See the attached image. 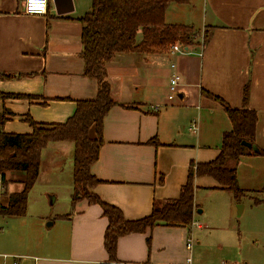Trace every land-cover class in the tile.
Returning a JSON list of instances; mask_svg holds the SVG:
<instances>
[{"label": "crops", "instance_id": "crops-1", "mask_svg": "<svg viewBox=\"0 0 264 264\" xmlns=\"http://www.w3.org/2000/svg\"><path fill=\"white\" fill-rule=\"evenodd\" d=\"M91 4L92 0H66L58 14L49 0L46 15H29L23 11L24 0H0V92L38 96L0 99V112L7 108L13 113L4 123L5 131L31 132L24 120L28 114L39 122H65L74 114L77 100L97 95L98 82L84 74L81 54L79 18ZM165 18L168 23L193 25L202 34L207 30L209 40L201 35L183 53L145 57L120 53L107 63L111 95L119 104L104 119V143L91 168L101 183L93 191L130 220L149 215L154 203L178 198L192 164L216 158L224 133L232 129L223 106L207 92L241 108L249 86L247 105L258 116L254 142L263 153L243 155L237 163L238 184L246 190L242 201L220 188L214 178L195 177L193 222L157 225L145 233L120 237L117 261L189 264L191 258L190 264H196V245L190 249L186 240L197 227L224 233L225 241L220 243L234 251L233 264L257 263L243 257L240 235L244 230L264 238V0H190L170 5ZM176 73L180 82L170 99V80ZM54 149L72 154L74 144L53 142L41 160L52 159ZM20 188L19 183L8 185L9 191ZM240 204L242 222L236 216ZM41 216L48 229L56 230L47 236L39 220L38 238L29 248L17 228L0 231V255L9 256L7 260L0 256V264H12L13 257L19 264L110 261L104 243L109 221L101 205L84 198L72 201L66 213ZM43 236L45 243L40 240Z\"/></svg>", "mask_w": 264, "mask_h": 264}, {"label": "trees", "instance_id": "trees-1", "mask_svg": "<svg viewBox=\"0 0 264 264\" xmlns=\"http://www.w3.org/2000/svg\"><path fill=\"white\" fill-rule=\"evenodd\" d=\"M188 2L190 0H92L91 9L79 20L82 23L84 74L97 80V95L91 99L77 100L74 114L65 122H39L26 115L24 120L32 128L29 133L5 131L4 123L13 113L7 108L0 112V216L17 218L27 214L29 194L40 176L42 153L53 142L74 144L73 203L85 198L90 203L99 204L108 218L104 241L110 257L107 264H121L116 258L120 237L145 233L157 225L189 226L193 222L196 206L195 177L214 178L220 188L230 190L238 202L242 201L246 190L238 184L237 163L243 155L263 153L259 148L256 151L243 143L255 144L258 121L256 111L247 105L248 85L243 92L244 104L241 108L230 106L220 96L206 93L223 106L231 119L232 129L224 133L216 158L192 164L188 180L178 198L154 203L149 215L130 220L118 206L104 201L93 191L101 183L91 168L98 160L104 143V119L109 110L119 104L111 95L107 63L120 53H133L140 57L168 54L174 44L189 47L198 43L201 35L208 41L210 36L207 30L202 34L193 25L166 21L165 15L170 5ZM139 32L142 33L141 39H138ZM9 97L38 98L35 95L0 92V99ZM9 174L14 178L10 179ZM10 182L21 184V188L9 191Z\"/></svg>", "mask_w": 264, "mask_h": 264}, {"label": "rangeland", "instance_id": "rangeland-1", "mask_svg": "<svg viewBox=\"0 0 264 264\" xmlns=\"http://www.w3.org/2000/svg\"><path fill=\"white\" fill-rule=\"evenodd\" d=\"M43 154L45 157L46 153ZM51 154L54 155L52 159H48L47 156L41 160V173L29 194L27 214L17 218L0 216V231L8 229V232H13L17 228L19 233L25 234L27 248L32 244V240L38 238L36 224L37 222L39 224V220L42 221L47 236L56 230V228L48 229V223L43 222L45 219L41 215L50 212L55 216L56 213H66L71 209L74 191V152L72 154L58 153L54 149V153L51 152ZM240 212L241 208L237 206L236 216L242 222L241 216L239 217ZM211 217L213 220L216 219L215 214ZM243 228L245 229L244 226ZM217 232L203 231L196 227L194 234L186 240V246L189 239L196 245V264H233L231 255L234 257L235 253L228 252L226 246L220 243L225 241L224 233ZM240 237L243 241V257L247 256L251 261L257 260V263L252 262V264H264V238L256 232L244 230ZM41 238L43 242L45 236Z\"/></svg>", "mask_w": 264, "mask_h": 264}, {"label": "built area", "instance_id": "built-area-1", "mask_svg": "<svg viewBox=\"0 0 264 264\" xmlns=\"http://www.w3.org/2000/svg\"><path fill=\"white\" fill-rule=\"evenodd\" d=\"M48 6H49V0H24V7L23 11L25 14L29 15H46L48 13ZM177 52H186L184 49L183 45L180 43H176L172 46L170 53H177ZM180 82V75L179 74H174L170 80V94L169 98L172 99L176 96L177 93V87ZM195 126L193 125V129ZM187 247L192 248L193 247V241L191 239L188 240L187 242ZM4 258V260H7L9 258L8 255H0ZM191 262V258L188 260ZM12 264H19L18 263V258L13 257L11 258Z\"/></svg>", "mask_w": 264, "mask_h": 264}, {"label": "water", "instance_id": "water-1", "mask_svg": "<svg viewBox=\"0 0 264 264\" xmlns=\"http://www.w3.org/2000/svg\"><path fill=\"white\" fill-rule=\"evenodd\" d=\"M53 2H54V5H55V7H56V10H57V13L58 14H61V13H63L60 9L62 8V6H64V3H66V0H53ZM72 10V9H71ZM68 10H66V11H64V12H67ZM185 50L187 51L188 50V47H186L185 48ZM246 146H248V147H250V148H253L254 150H258V147H257V145L256 144H252V143H250V142H247V141H244L243 142ZM239 208H241V210H242V208H243V204H240L239 205ZM240 214V213H239Z\"/></svg>", "mask_w": 264, "mask_h": 264}]
</instances>
